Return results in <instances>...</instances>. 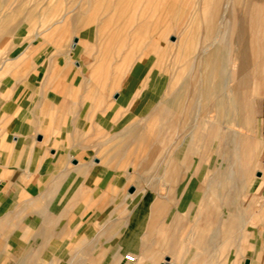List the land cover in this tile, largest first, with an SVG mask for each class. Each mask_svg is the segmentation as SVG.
<instances>
[{
	"label": "crops",
	"instance_id": "crops-1",
	"mask_svg": "<svg viewBox=\"0 0 264 264\" xmlns=\"http://www.w3.org/2000/svg\"><path fill=\"white\" fill-rule=\"evenodd\" d=\"M34 63L24 73L0 71V264H264V194L257 196L260 180L236 188L232 163L240 153L228 134L218 140L214 125L184 141L177 121L172 148L155 138L160 146L147 155L157 161L158 176H125L119 170L136 163V118L112 115L108 124H126L110 132L104 121L124 94L118 97V87L105 92L104 105L77 67L74 84L59 75L61 85L48 86V56ZM209 141L219 142L215 152L229 163L225 170L212 171Z\"/></svg>",
	"mask_w": 264,
	"mask_h": 264
},
{
	"label": "rangeland",
	"instance_id": "rangeland-1",
	"mask_svg": "<svg viewBox=\"0 0 264 264\" xmlns=\"http://www.w3.org/2000/svg\"><path fill=\"white\" fill-rule=\"evenodd\" d=\"M156 1L159 4L158 14H161L158 25L160 28L168 25L165 35L159 37L163 41L162 46L154 42L152 33H142L143 35H135L140 46L136 49L138 52L130 48L127 39L130 34L134 38L136 24L140 18L134 17L132 8L129 9L128 15L107 23L104 36L111 34L113 45L116 47L107 55L109 78L114 80L116 76L119 79L120 85L116 91L120 94L118 97L124 94V100L117 106L116 111L106 112L108 107H103L105 126L109 132L114 130L113 126H125L126 123L119 120L113 124L106 122L115 114L121 117L128 114L132 119L136 118V124L140 125L139 119L142 118L145 107L158 106L164 100H171L175 92H178L182 99V108L188 104L187 107H191L193 111L184 110L182 115L178 114L181 126L185 127L184 141H188L193 134L199 137V132H207L216 125L217 139H224L226 133L227 137L232 139L230 147L239 148L240 159L232 163L236 188L238 191H244L251 183L260 180L256 186L257 196L260 197L264 194V0H230L227 7L228 0ZM80 2L81 0H0V43L7 37L1 45L8 41V36L11 38L8 44L0 47V63L4 64H0V71L24 73L32 69L34 61L47 55L51 63L48 71L53 76L49 78L48 86L61 85V81L56 79L59 75L65 78L68 75V79H72L71 84H74L75 68L67 64L64 56L57 51V40L65 33H70L69 41L61 49L69 51L78 47L80 35L85 36L91 58L90 56H95L96 53L99 32L98 20L90 23L83 31L74 27L80 15ZM119 2L120 0L110 2L106 17ZM99 18L102 21V16ZM18 33L20 38L27 33L24 41L18 40ZM182 33L189 34L185 38L190 43L187 44L186 52L179 51L177 47ZM224 34L226 38L222 43ZM213 42L216 46H221L218 60L205 63L203 48ZM209 48L213 52L215 46ZM16 51L19 53L13 55ZM141 54H145L146 58L140 60ZM25 56L28 57L22 60L21 57ZM83 56H87L86 52L82 54V58ZM75 60L78 61L79 58L75 57ZM147 68L145 80L138 84V79ZM57 80L59 82H56ZM90 94L94 97L93 92ZM103 95V104L106 105L110 98ZM129 107L134 108V113L128 110ZM146 119L143 118L141 124L146 123ZM152 121L164 126L154 132L145 129L136 132V151L132 150L136 163L129 164L126 170L120 169L118 173L127 176L140 171L144 175L150 174V181L158 176L157 161L146 159L147 155L153 147L160 146V142L154 141L156 137L168 139L172 148V144L176 143L177 120L175 117L160 116ZM241 123L247 127H241ZM217 144L219 142L214 144L210 141L207 144L208 163L213 167L212 171L225 170L229 165L227 161L224 162L216 156ZM225 145L226 142L223 143L224 151L229 147ZM195 158L188 161L186 172H189L195 163ZM129 166L132 167L131 170L128 169ZM145 180L147 179L141 181L138 186L144 187L147 184ZM134 182H137V179L134 178ZM246 196L250 197L248 194Z\"/></svg>",
	"mask_w": 264,
	"mask_h": 264
},
{
	"label": "bare ground",
	"instance_id": "bare-ground-1",
	"mask_svg": "<svg viewBox=\"0 0 264 264\" xmlns=\"http://www.w3.org/2000/svg\"><path fill=\"white\" fill-rule=\"evenodd\" d=\"M111 1L112 0H81V2L79 3L80 15L78 16V18L74 24V27H76V29L83 31L87 26L90 25V23H95V22H97V20L99 21V22H97L98 27H99L98 28L99 32H98V38H97L98 40L96 39L97 47H96L95 56L91 55L90 56L91 58H89L90 52H89L88 46H87L88 40L83 35H80V38H79L80 42L78 43V47L75 48V50H69V51H63L62 50L61 51V49L66 44V42L69 41L70 33L65 34V37L61 38L58 41V44L56 43L58 50L61 51L64 58L66 59V63L71 65L72 68H75V67L78 68V72L81 74L82 79H84V83L89 87V89H91V90H92V88L99 89L100 93H102V94H104L105 92L107 94H109L112 91H114L120 85L119 79L116 76H114V78H115L114 80H110L111 78H109V71H108L109 62H107V57H108L107 55L110 51L115 50L116 47L113 45L111 34L110 35L107 34L106 37L104 36V34L106 32L107 23H109L110 21H112L114 19L123 18L124 15H128L130 13L129 9L132 8V12H133L134 17H137V16L140 17L138 19L137 24H136V28H137L136 32L137 33L136 32L134 33V38H132L130 36L131 35L130 34L128 36V39H127L128 43H129L128 45H130V48L135 50V51H137L136 49H138V46H139V44H138L139 41L136 40L135 35L142 34V33L144 35H145V33H152L153 34L152 39L154 40V42L156 41V42L160 43L162 46L163 41L160 38L162 35L163 36L165 35V33H166L165 30H167V28H168L167 27L168 25L163 26L161 28L158 25V18L161 14H158L159 13V11H158L159 4L157 3L156 0H131L132 1L131 3L129 2V0H120L119 4L116 5L115 7H113V11H109V14L106 17L105 15H106L107 9L109 7L108 5L110 4ZM229 1L230 0H228L226 7L228 6ZM226 7H225V9H226ZM165 9H167V11H169L167 7ZM204 12H205V10H204ZM100 16H102V21H100V18H99ZM221 25H222V23L220 24V26ZM174 26H176V25H174ZM221 28H222V26L220 27V29ZM162 29H163V31H162ZM188 35L185 33L184 34L182 33L181 38L178 42L179 44H177L179 51H184V52L187 51V48H188L187 44L189 43V40H186L185 38L188 37ZM225 38H226V35L224 34L222 39H221L222 43H224L223 40H225ZM158 43H156V44H158ZM156 44H154V45H156ZM218 44H220V43H218ZM141 45H143V44H141ZM154 45H153V47H154ZM212 45L215 46V48L213 49V52H211L212 50L209 48V46H212ZM209 46L206 45L203 48L202 55H203V58L205 59L204 61H205V63H207L209 61L217 62L219 52L221 50L220 49L221 46L220 45L216 46V43H214V42ZM170 47H173V46H170ZM151 48H152V46H151ZM166 50H168V49H166ZM84 52H86L87 56H83V58H82V54ZM151 53H152V51H151ZM145 56H146L145 54H141L139 59L143 60V58H146ZM178 56H177V58H178ZM75 57L79 58L78 65H76V62L74 61ZM231 70H233V69H231ZM234 84H235V82H234ZM181 101H182V99H181L180 93L175 92V95L173 96V98L171 100H169V99L164 100V101L160 102V104H158V106H154L152 108H150L149 106L145 107L143 109L144 111L142 112V115H143L142 118H147V121H146L147 124H145L144 126L138 125L135 129L137 131L138 130L142 131L144 129L148 130L149 132L155 131V129H157L159 127H163L164 125L163 124H160V125L158 124L159 126L155 125V122H153L152 120L159 118L160 116H170L171 118L175 117L176 120L179 121L178 120L179 119L178 114L182 115L184 110L187 112H193L191 107H187L188 104L186 105L185 108L184 107L182 108ZM199 115H201V114H199ZM195 119H196V116H195ZM177 121H175V123Z\"/></svg>",
	"mask_w": 264,
	"mask_h": 264
},
{
	"label": "built area",
	"instance_id": "built-area-1",
	"mask_svg": "<svg viewBox=\"0 0 264 264\" xmlns=\"http://www.w3.org/2000/svg\"><path fill=\"white\" fill-rule=\"evenodd\" d=\"M125 258H126L128 261H129V260H130V261H135V260H136L135 257H134L133 255H131V254L127 255Z\"/></svg>",
	"mask_w": 264,
	"mask_h": 264
},
{
	"label": "water",
	"instance_id": "water-1",
	"mask_svg": "<svg viewBox=\"0 0 264 264\" xmlns=\"http://www.w3.org/2000/svg\"><path fill=\"white\" fill-rule=\"evenodd\" d=\"M130 191H133V188Z\"/></svg>",
	"mask_w": 264,
	"mask_h": 264
}]
</instances>
